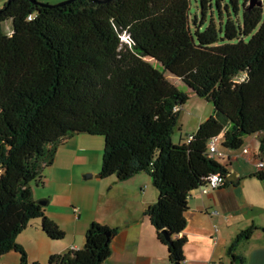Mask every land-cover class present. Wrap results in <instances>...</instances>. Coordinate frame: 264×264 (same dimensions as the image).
Wrapping results in <instances>:
<instances>
[{
	"label": "trees",
	"instance_id": "1",
	"mask_svg": "<svg viewBox=\"0 0 264 264\" xmlns=\"http://www.w3.org/2000/svg\"><path fill=\"white\" fill-rule=\"evenodd\" d=\"M190 6L10 0L0 9V264L12 250L26 260L17 239L33 220L49 238L65 236L34 189L75 135L104 137L102 177L151 176L159 197L144 214L173 264L184 261L192 193L213 174L228 175L210 143L220 138L237 150L258 135L264 153V0L253 7L250 0H198L195 15ZM191 94L214 110L175 142ZM253 176L264 182V168ZM259 229L252 223L233 239L230 264L244 262L238 248ZM117 230L92 222L81 249L51 255L49 264H104Z\"/></svg>",
	"mask_w": 264,
	"mask_h": 264
},
{
	"label": "crops",
	"instance_id": "2",
	"mask_svg": "<svg viewBox=\"0 0 264 264\" xmlns=\"http://www.w3.org/2000/svg\"><path fill=\"white\" fill-rule=\"evenodd\" d=\"M204 120L203 116L197 117V127ZM83 135H75L59 147L53 164L44 171L43 183L34 189L35 199L44 203L46 215L65 236L53 240L43 232L40 220H33L17 239L26 260L12 250L2 256L1 263L49 264L51 255L81 249L88 227L98 222L118 228L112 237L111 255L104 264H173L168 247L159 241L156 228L144 214L159 197L148 173L119 181L115 176H99L101 168L82 169L91 172L92 178L98 174L101 182L94 184H85L78 173H56L58 169L73 168ZM186 138L180 134L178 140ZM218 147L219 162L228 174L233 173L234 182H226L207 194L200 190L192 193L185 214L187 227L181 234L187 237L182 264H230L226 250L238 233L252 223L264 226V182L253 176L259 170L258 162L264 161L259 136H247L237 150L224 148L219 138ZM238 253L245 257L241 264H264V231H255L239 246Z\"/></svg>",
	"mask_w": 264,
	"mask_h": 264
},
{
	"label": "rangeland",
	"instance_id": "3",
	"mask_svg": "<svg viewBox=\"0 0 264 264\" xmlns=\"http://www.w3.org/2000/svg\"><path fill=\"white\" fill-rule=\"evenodd\" d=\"M41 3L56 5L65 0H37ZM191 1V13L195 15L198 13V0H190ZM8 0H0V9H2L7 3ZM4 31L9 33L12 30L10 20L3 24ZM183 91L187 90V87L184 85L179 86ZM214 110V106L212 103L207 102L206 100L199 98L195 94H191L190 99L187 103L182 107V111L179 117V124L176 128L175 135L173 137L174 141L177 142L180 134L187 137V134L197 130V124L195 123V119L197 117L203 116L205 119L211 115ZM183 125V131L180 133V126ZM193 133V132H192ZM83 139L80 149L78 159L75 161L73 168H65V169H58L56 171L59 173H68L76 175L78 173L80 179L85 182V184H94L101 182L97 179V175L92 178L88 176L91 172H81L82 169L86 167H94V168H101L102 166V157H103V149H104V137L100 135H90L85 134L81 137ZM110 187V186H109ZM82 192V191H81ZM82 200H86L85 198ZM158 200V199H157ZM88 201V200H87ZM89 202V201H88Z\"/></svg>",
	"mask_w": 264,
	"mask_h": 264
},
{
	"label": "built area",
	"instance_id": "4",
	"mask_svg": "<svg viewBox=\"0 0 264 264\" xmlns=\"http://www.w3.org/2000/svg\"><path fill=\"white\" fill-rule=\"evenodd\" d=\"M193 136L190 135L189 136V140L192 139ZM210 152L212 154H215L219 157L220 155V151H219V147H218V138L214 139L211 143H210ZM258 167L259 169L264 168V161H259L258 162ZM223 181H225V179L222 178V176L220 174H213L210 177L209 183L200 189L202 194H207L210 190H215L217 188H219L221 186V184L223 183ZM214 214H218L217 211L214 212ZM74 250V249H71Z\"/></svg>",
	"mask_w": 264,
	"mask_h": 264
},
{
	"label": "water",
	"instance_id": "5",
	"mask_svg": "<svg viewBox=\"0 0 264 264\" xmlns=\"http://www.w3.org/2000/svg\"><path fill=\"white\" fill-rule=\"evenodd\" d=\"M8 1H10V0H8ZM31 1L34 3L40 4V5L48 6V4L41 3L37 0H31ZM72 1H74V0H65V1L59 3L58 5H63L65 3H70ZM92 1L99 2V3H105V2H108L109 0H92ZM255 5H261V0H250V6L253 7ZM99 176H101V174H99ZM88 177H92V174H89L88 176H86V178H88ZM225 182H234L233 173H230L225 177ZM40 204L43 205L44 203L40 202ZM108 235H109V233H108ZM165 236L167 239H170L169 235L166 234ZM176 264H181V263H176Z\"/></svg>",
	"mask_w": 264,
	"mask_h": 264
}]
</instances>
